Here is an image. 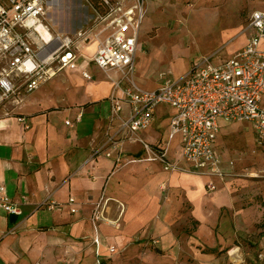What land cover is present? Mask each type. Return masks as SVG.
Segmentation results:
<instances>
[{
    "label": "crops",
    "instance_id": "obj_1",
    "mask_svg": "<svg viewBox=\"0 0 264 264\" xmlns=\"http://www.w3.org/2000/svg\"><path fill=\"white\" fill-rule=\"evenodd\" d=\"M114 1L124 8L135 3ZM166 4L173 2L146 0V27L151 12ZM252 8L244 11L250 12L248 21L231 44L243 47L248 41L253 13L264 10ZM238 22L239 18L223 42L241 28ZM94 25L95 21L70 34L88 29L94 34ZM139 44L138 39L137 51ZM97 46L94 38L80 40L76 68L63 69L21 105L8 107L9 114L5 109L0 114V186H5L22 210L13 214L0 206V264H237L234 254L240 264H253L258 246L254 249L248 242L259 234L256 242L264 244V233L257 225L264 207L260 212L253 205L237 208L231 178L238 173L231 165L233 160L220 150L218 137L215 145L222 156L224 178L166 171L160 161L147 159L149 154L140 142H125L111 157L105 153L94 156V148L106 143L107 132L120 138L119 121L110 128L113 80L96 72L100 68L92 59ZM237 47L229 56H220L219 62L241 48ZM83 71L92 78H85ZM161 82L159 76L156 86L147 88L137 81L147 90ZM130 112L125 103L122 115L128 117ZM174 113L171 105L160 104L153 124L140 131V137L153 145L168 140L166 127ZM18 116H25L29 126ZM180 148L181 137L176 135L168 158L177 160ZM182 165L190 167L184 161ZM208 181L216 184L212 193ZM165 182H169L170 195L162 201L160 190L167 188ZM256 188L252 185L250 191ZM260 188L264 195V181ZM98 203L101 217L94 221ZM180 222L181 228L193 222L195 228L189 233L177 231Z\"/></svg>",
    "mask_w": 264,
    "mask_h": 264
},
{
    "label": "built area",
    "instance_id": "obj_2",
    "mask_svg": "<svg viewBox=\"0 0 264 264\" xmlns=\"http://www.w3.org/2000/svg\"><path fill=\"white\" fill-rule=\"evenodd\" d=\"M53 1L0 0V108L6 114L10 113L8 107L21 105L31 92L63 69L76 68L80 40L94 38L98 46L92 59L113 80L110 128L116 120L120 123V138L107 132L106 143L94 148V156L105 153L111 157L125 142H140L149 154L147 159L160 161L166 171L224 178L222 156L215 145L222 121L250 122L257 141L264 143V10L253 13L252 34L230 58L219 63L205 59L180 78L162 72L159 87L147 90L135 78L146 0H135L129 8L120 1L102 0L104 10L96 9L93 27L97 31L93 34L88 29L76 35L53 29L49 16ZM112 72L119 77L113 78ZM83 75L92 78L87 71ZM125 103L131 107L128 117L122 115ZM160 104L171 105L175 113L168 140L153 145L139 132L153 124ZM18 120L29 126L25 116H18ZM176 135L181 137V148L178 159L172 161L168 154ZM182 161L190 167L183 166ZM207 189L214 192L216 184L208 181ZM74 201L71 197L70 202ZM0 206L8 213L22 211L4 185L0 186ZM101 206L96 205L94 221L101 217Z\"/></svg>",
    "mask_w": 264,
    "mask_h": 264
},
{
    "label": "rangeland",
    "instance_id": "obj_3",
    "mask_svg": "<svg viewBox=\"0 0 264 264\" xmlns=\"http://www.w3.org/2000/svg\"><path fill=\"white\" fill-rule=\"evenodd\" d=\"M203 1L199 0L196 3V0H172V6L166 4L164 9L151 12L148 27H146L148 23L143 21L136 59V81L146 83L144 87L153 88L162 72H171L172 76L180 78L205 59L210 58L213 63H218L220 56H229L233 47L242 46L231 42L241 35L243 26L248 21L250 12L244 11L250 10L252 6L253 10L264 7V0H209L206 3ZM53 2L49 16L55 30L73 33L87 28L95 21L96 8L90 0H54ZM103 10L104 6L101 3L99 11ZM238 18V23L242 24L241 28L223 42L225 33ZM95 69L102 75L106 74L97 67ZM112 75L113 78L119 77L115 72H112ZM2 112L4 109L0 108V114ZM166 130L168 137L171 127L168 125ZM177 140L178 137L174 139L173 144H176ZM218 142L224 156L234 161V169L238 173L231 178L235 183L232 192L236 193L238 199L237 208H249L253 205L260 212L264 207V195L260 191L261 183L264 181V143L259 144L257 141L253 124L223 123ZM165 183L167 188L160 190L162 201L170 195L169 182ZM252 185L257 187L255 192L250 191ZM178 219L180 220V216ZM257 225L264 233V213L260 216ZM186 228L185 225L181 228V222L176 225L177 231L182 229L187 233L194 230L195 223H190ZM251 238H254V241L248 243H251L254 249L256 245L258 246L255 250L258 258L256 256L254 263L264 264V244L260 246V243L256 242L255 238L258 240L259 234H254ZM233 256L237 264H240L239 256L235 254Z\"/></svg>",
    "mask_w": 264,
    "mask_h": 264
},
{
    "label": "trees",
    "instance_id": "obj_4",
    "mask_svg": "<svg viewBox=\"0 0 264 264\" xmlns=\"http://www.w3.org/2000/svg\"><path fill=\"white\" fill-rule=\"evenodd\" d=\"M90 1H91V3L93 4V6H94L97 10L101 9V3L103 4L102 0H90ZM256 256H257V258H258V255H256Z\"/></svg>",
    "mask_w": 264,
    "mask_h": 264
}]
</instances>
